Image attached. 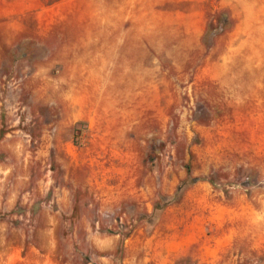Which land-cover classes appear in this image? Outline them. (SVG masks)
I'll return each mask as SVG.
<instances>
[{
  "label": "rangeland",
  "instance_id": "374dc122",
  "mask_svg": "<svg viewBox=\"0 0 264 264\" xmlns=\"http://www.w3.org/2000/svg\"><path fill=\"white\" fill-rule=\"evenodd\" d=\"M0 264H264V0H0Z\"/></svg>",
  "mask_w": 264,
  "mask_h": 264
},
{
  "label": "crops",
  "instance_id": "0c3cea01",
  "mask_svg": "<svg viewBox=\"0 0 264 264\" xmlns=\"http://www.w3.org/2000/svg\"><path fill=\"white\" fill-rule=\"evenodd\" d=\"M176 245L177 247L173 249V253L176 254V257L186 255L189 253L190 246L195 242L191 237H188L186 233H181L177 235Z\"/></svg>",
  "mask_w": 264,
  "mask_h": 264
}]
</instances>
